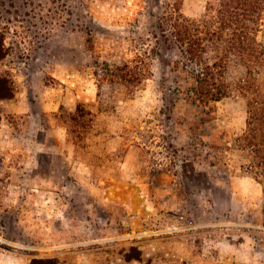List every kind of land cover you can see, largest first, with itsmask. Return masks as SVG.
<instances>
[{"label":"rangeland","instance_id":"obj_1","mask_svg":"<svg viewBox=\"0 0 264 264\" xmlns=\"http://www.w3.org/2000/svg\"><path fill=\"white\" fill-rule=\"evenodd\" d=\"M209 1L0 0V54L60 103L48 113L41 98L33 106L44 124L37 203L16 210L19 223L0 209L2 234L24 245L30 264H126L144 254L147 264H177L191 251L213 264H264V144L251 142L264 133L249 124L264 106V55L234 59L229 95L196 105L176 90L186 73L172 63L178 49L164 51L178 43L177 15L209 20ZM258 3L248 42L264 48ZM228 36L205 42L236 40ZM141 53L140 87L109 80Z\"/></svg>","mask_w":264,"mask_h":264},{"label":"trees","instance_id":"obj_2","mask_svg":"<svg viewBox=\"0 0 264 264\" xmlns=\"http://www.w3.org/2000/svg\"><path fill=\"white\" fill-rule=\"evenodd\" d=\"M218 6V7H217ZM258 0H210L206 8V16L209 20L202 22L179 13L175 20L173 35L178 43H164V48L178 49L174 51L176 70H185L183 83L176 90L193 104H210L228 96L231 85L227 82V74L234 59L248 61L255 64L264 55V48L260 43L248 42L254 35L255 27L247 21L256 22L255 13L258 10ZM215 13V14H214ZM234 42L206 43V38H222L224 34ZM4 43H0V47ZM167 52V51H166ZM0 54V59L5 54ZM159 53V52H158ZM147 54V52H146ZM172 60V59H171ZM147 59L141 54L121 65L113 68V79L110 81H124L140 87L147 78ZM104 79V78H102ZM13 94V83L4 72H0V98L9 97ZM249 124L258 123V127L264 133V106L250 111ZM72 120L75 117L72 116ZM257 128H255L256 132ZM264 135V134H263ZM255 146L264 144L251 141Z\"/></svg>","mask_w":264,"mask_h":264},{"label":"crops","instance_id":"obj_3","mask_svg":"<svg viewBox=\"0 0 264 264\" xmlns=\"http://www.w3.org/2000/svg\"><path fill=\"white\" fill-rule=\"evenodd\" d=\"M8 57L9 52L0 59V72L6 73L13 83V94L0 98V209L13 210L14 222L19 223L20 213L16 210L29 207L31 204L35 206L37 203L35 199H30L32 191L37 189V183L32 182V177L38 175L36 156L38 142L35 133L39 128L44 127V124L39 122L37 117L39 113L33 106L41 98L42 108L48 113L53 112L60 103L56 105L51 90L32 89L23 74L18 73L16 68L8 63ZM21 122L23 127L28 129L29 135L24 149L23 141L18 134ZM4 216L5 214L2 215L0 212V218H5ZM2 222L3 220L0 219V224ZM2 233L0 229V238L11 245L0 243V264H12L15 262L12 261L13 257L18 260L14 264H30L28 259L25 260L23 257L28 253L22 249L24 245L17 243L15 236H6L5 233L4 236ZM144 256L145 254L141 259L127 260L126 264H147ZM177 256V264H213L206 252L191 251ZM158 264L168 263L158 262Z\"/></svg>","mask_w":264,"mask_h":264}]
</instances>
